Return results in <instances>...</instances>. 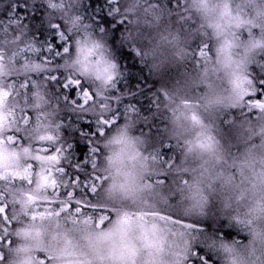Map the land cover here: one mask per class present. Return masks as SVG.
<instances>
[{
    "label": "snow or ice",
    "instance_id": "snow-or-ice-1",
    "mask_svg": "<svg viewBox=\"0 0 264 264\" xmlns=\"http://www.w3.org/2000/svg\"><path fill=\"white\" fill-rule=\"evenodd\" d=\"M78 3L79 0H70L69 4L65 0H47V7L62 14L67 28L65 31L60 25H53L58 29L56 36L60 44L54 37L51 45L45 48H36L29 43L21 49L26 54H34L40 63L33 68L36 75L24 79L19 89L26 94L38 82L48 86L55 83L64 90L56 95L57 99L68 105L72 112L89 116L95 123V129L89 134L81 131L88 141V152L81 160H74L70 152L66 155L62 143L53 149H42L49 155L33 157L40 162L35 194H29L20 201L18 213L10 215L8 204L0 198V264H213L212 256L202 254V249L197 250V242L213 251L217 247L222 249L227 254L225 264H264L261 258L264 257V228L257 230L254 226V221H264V123L258 133L262 140L259 145L261 154L257 158L249 151L239 163L235 159L229 163L220 141L194 111L185 116L191 122L193 134L178 140L175 147H183L185 159L194 157L198 160L197 167L177 163L174 156L166 154L163 144L159 148L152 146L150 150H141L140 145L144 141L131 137L128 129L132 125L118 123L121 114L118 107L113 110V104L119 98L109 95V92L116 88L115 81L120 74L118 64L105 61L102 71L98 67L92 71L88 66L90 62L79 55L93 33L84 31L82 43L81 16L67 15L68 8ZM121 3L122 0H112V11L120 12ZM191 3L207 21L216 41L212 47L209 46L210 40L201 41L192 50L193 59L208 65L214 51L216 64L230 70L231 107L243 106L254 110L264 122V80L259 82L257 90V82L248 68L254 63L255 54L264 52V0H242L235 8L233 0H191ZM139 7V0H127L123 11L134 13ZM244 8H251L254 15L249 17ZM180 19L187 22L189 18L182 16ZM11 27L12 22H9ZM82 27L87 29L90 25ZM242 29L248 33L245 41H241ZM254 29L259 30V37ZM99 31L103 33L104 29ZM125 39L133 41L132 33L129 32ZM162 39L168 41L167 36ZM73 42L77 52L72 65L74 71L63 72L61 78L57 75L60 63L56 58L66 62L72 53ZM242 45L244 52L236 58L234 49ZM99 47L94 43L88 52L91 54ZM135 51L137 55L148 54L139 48ZM2 67L0 65V69ZM89 76L102 84L103 91L89 82ZM69 92L75 95L69 96ZM10 94L0 86V130L11 126L8 120L11 113L3 111V102ZM164 95L167 97V93ZM183 104L189 110L193 107L189 101ZM31 118L30 112L23 113L25 124ZM36 119L39 123V116ZM57 127L61 128V125ZM12 139L8 137L9 141ZM54 139L51 135L40 137L42 141ZM104 149H108L107 155ZM24 153L30 155L29 149L25 148ZM15 157L16 153H9L4 140L0 139V169H3L0 180L11 175L32 184V164L23 171L8 168L9 161ZM231 168H235L236 173L228 171ZM172 171L178 175L180 196L191 202L184 209L183 216L161 210V206L173 207L170 197L175 192L165 191ZM48 190H51L50 194L40 195L41 191L48 193ZM218 191L230 193L225 196V207H231L233 198L240 204L251 197L253 203L243 216L236 214L229 218L249 230L253 239L249 245L243 246L249 250V255L257 251L252 247L255 242L261 245V257L256 261L246 259L237 250L240 243L233 241L229 244L223 235L205 234L201 240L199 234L204 229L187 221L186 217L193 212L206 215L210 195ZM38 201L44 202L42 209ZM21 214L30 222L17 228L15 222L20 221ZM17 240L23 243L18 245ZM166 255H171L172 259H166Z\"/></svg>",
    "mask_w": 264,
    "mask_h": 264
},
{
    "label": "trees",
    "instance_id": "trees-1",
    "mask_svg": "<svg viewBox=\"0 0 264 264\" xmlns=\"http://www.w3.org/2000/svg\"><path fill=\"white\" fill-rule=\"evenodd\" d=\"M241 2L242 0H233L234 7ZM65 3L69 4L70 0H65ZM126 4L127 0H122L121 11L113 12L112 0H79L78 4L68 8L67 15L81 16V39L83 32L88 31L105 39L111 46L120 73L115 81L116 88L109 92V95L119 98L113 104V110L118 107L121 114L118 123L132 125L128 129L129 135L144 141L140 145L141 150L145 148L150 150L152 146L159 148L163 144L166 154L174 156L177 163H183L187 167H197L198 160L194 157L185 159L183 147H175L178 140L189 138L193 134L191 122L185 119V116L194 111L206 125H209L213 135L220 141L229 163L233 159L239 163L249 151L258 158L261 154L259 145L262 143L258 133L261 124L264 123L259 119V114L243 106L231 107L233 93L230 70L216 64L214 51L211 53L212 62L208 65L202 61L197 63L191 55L192 50L203 40H210V47L216 43L211 29L207 31L199 27V34L191 38V29L195 24L189 23L191 0H139L140 7L134 13L123 11ZM244 12L249 17L254 15L251 8H244ZM177 14L189 18L187 22L181 23L180 27L184 31L182 36L177 33V28L176 30L173 28L174 23H177L174 19V16H178ZM9 22H12L11 28H9ZM84 24H89L90 27L83 29ZM53 25H60L66 31L67 25L62 19V14L49 9L47 0H0V57H2L0 65L3 66L0 69L3 72L0 75V82H2L0 86L6 85L3 88L11 93L5 99L8 101L6 107L11 106L12 100L14 102L20 98L21 93L15 94L17 88L14 86L20 85L29 76H35L33 68L40 63L34 54H26V51L21 49H25L29 43L36 48H45L51 45L54 37L57 44L61 43L56 36L58 29ZM100 28L104 29L103 33L99 31ZM253 31L259 37V30ZM129 32L132 33L133 41L125 39ZM204 32L208 35L204 36ZM241 32L243 33L241 41L247 40L248 33L243 29ZM164 36L168 37V41L162 39ZM136 48L148 54L137 55ZM243 52L242 45L234 49V56L239 58ZM56 59L60 63V72L57 75L63 78V72H73L72 65L76 59L75 43L73 42L72 53L66 58V62L59 57ZM248 68L259 90L258 84L264 80V52H257L254 63L249 64ZM88 80L94 83L97 90L103 91L102 84L95 81L94 77L89 76ZM37 86L44 87L46 93L44 101L31 100V104L38 105L45 102V110L38 113L39 123H32L31 118L25 124L22 116L26 110L21 108V119L17 121L18 127L15 130L11 129L8 133V136L13 139L9 141L8 137H3L4 147L7 149V146L15 144L16 146H12L14 149H22L24 147L22 137L26 135L36 139L30 148L34 155H49V152H44L42 149H53L62 143L66 155L70 152L74 160H81L88 152V141L84 135H81V131L84 134L94 131V121L89 116L72 112L68 105L58 100L56 95L62 94L64 90L58 88L55 83L48 86L38 82ZM164 93H167V97ZM68 95L74 96L75 93L69 92ZM184 101H189L193 105L191 110L184 107ZM209 101L212 102L209 103ZM30 113L32 115L31 111ZM57 125H61V128ZM232 129L238 131L239 138L236 140L241 139L244 142L235 143L236 140L234 143L231 142L229 134ZM253 131L256 134H253ZM48 134L55 138L54 141H42L38 137ZM168 148L172 150L167 151ZM7 150L11 153L12 148L9 147ZM104 154H108V149H104ZM33 157L32 160L27 159V161L33 165V175L36 178L40 162ZM228 171L236 173L235 168ZM178 184L177 173L170 172L165 191L175 192V195L170 197L173 207L168 209L161 206V210L183 216L184 209L189 207L191 202L180 196L177 191ZM216 187L219 188V185L217 184ZM35 190L36 185L31 188L32 193L29 194H35ZM50 191L48 190V193L41 191L40 195L50 194ZM227 195L230 193L221 194L218 191L211 194L209 205L205 210L206 215L201 216L193 212L186 219L204 229V232L199 234L201 240L205 234L223 235L229 244L233 241L239 242L237 250L245 256L244 252L249 250L243 246L249 245L253 238L247 228L237 225L229 217L236 214L243 216L253 201L249 197L246 201L237 204L233 198L231 207H225ZM38 203L42 209L44 202L38 201ZM21 215L20 219L30 222ZM254 226L260 230L264 228V221H254ZM195 247L197 250L202 249V254L212 256L213 264H225L227 254L222 249L217 247L216 251H213L199 242ZM252 247H255L257 251L253 255L248 254L245 258L256 261L257 257H261V245L255 242ZM165 258L172 259L171 255H166ZM261 258L264 259V257Z\"/></svg>",
    "mask_w": 264,
    "mask_h": 264
},
{
    "label": "rangeland",
    "instance_id": "rangeland-1",
    "mask_svg": "<svg viewBox=\"0 0 264 264\" xmlns=\"http://www.w3.org/2000/svg\"><path fill=\"white\" fill-rule=\"evenodd\" d=\"M233 7H234V5H233ZM190 9H191V13H190V22L189 23L190 24L195 23L194 26L192 25L193 27L191 29V38L192 37L194 38L199 34V27L203 30L206 29L207 31L210 30V28L207 27V21L203 18L202 14L200 12H198L194 6H192V3L190 4ZM180 17H181L180 15L174 16V19L177 23H174L173 28L175 30L177 28V33L180 36H182L184 34V31L180 26L182 25L181 23H184L185 21L181 20ZM201 25H203V27H201ZM3 87H6V85ZM14 88H17L15 90V94L18 95V93H17L18 90H19V93H21V94H19L20 98L14 100V102L12 100L10 107H6L7 102H8L6 100H5L6 102L3 104L4 113L5 114L11 113V115H9V117H8L9 124L11 126H6L2 130H0V139H3V137H9L8 136L9 131L11 129L15 130L18 127L17 121H19L21 119V116H20L21 115L20 113L22 111L21 108H25L26 111L32 112V123L37 122L36 117L39 116L38 113L43 112L45 110V106H46L45 102H41L40 105L31 104V100H33V99H40V100L44 101V99L46 97L45 96L46 93L44 92V87H40V86L36 85V86L32 87L30 89V91H28L26 94L24 93V91L22 89H19V85H17L16 87L14 86ZM12 107H16V108H12ZM16 117H17V119H16ZM13 120H15V123H12ZM20 125H23V124L20 123ZM32 126H36V125H32ZM229 135H230L229 139H231V142H233V143H234V140L239 138L238 131H234V129L231 130ZM38 137H41V136L39 135ZM22 138H23L22 144L24 145V147L22 149H14L12 146H16L15 144H13V145L11 144L10 146H7V149L9 147L12 148L11 153H13V152L16 153L15 159L10 160L8 163V168L11 171H23V169L26 168L29 164L27 159H31L33 156H37V155H34L32 150L30 149L31 145L34 144L36 139L31 137V136H26V135L23 136ZM240 142H244V141L241 139H238L235 141V143H240ZM25 148L29 149L30 155H26L24 153ZM0 171H3V169H0ZM31 171L33 173L32 169H31ZM36 179H37V177L35 178L34 175H32V180H33L32 184H28L27 181L21 180L19 178H13L11 175H8V177L6 179L0 180V198H3V200L8 204L9 209H10V212H9L10 215L13 213L19 212L20 201L22 199H26L27 196L29 195V193H32L31 188L36 185ZM21 217L24 218L23 215H21ZM15 223H16V227L20 228L29 222H27L23 219H20L19 222H15ZM45 224H47V222H45ZM46 239H47V237H46ZM22 243H23L22 240H17L18 245L22 244ZM246 250H248V249H246ZM244 253H245V256H247L249 254V252H246V251ZM168 260H171V258H168Z\"/></svg>",
    "mask_w": 264,
    "mask_h": 264
},
{
    "label": "clouds",
    "instance_id": "clouds-1",
    "mask_svg": "<svg viewBox=\"0 0 264 264\" xmlns=\"http://www.w3.org/2000/svg\"><path fill=\"white\" fill-rule=\"evenodd\" d=\"M82 43L84 42V37L81 39ZM94 43H98L100 45L99 48H96L91 54L88 52V48H91ZM77 55V52H76ZM81 58H86V62L88 63L89 68L92 71H95V69L98 67L101 71L104 67L105 61H116L115 54L111 49V46L107 43L105 39H101L99 36L92 35L87 38L85 50L82 53H79ZM97 61L100 63L97 64Z\"/></svg>",
    "mask_w": 264,
    "mask_h": 264
}]
</instances>
